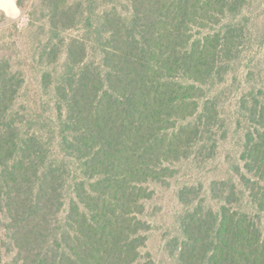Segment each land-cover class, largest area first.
Masks as SVG:
<instances>
[{"label":"trees","instance_id":"1","mask_svg":"<svg viewBox=\"0 0 264 264\" xmlns=\"http://www.w3.org/2000/svg\"><path fill=\"white\" fill-rule=\"evenodd\" d=\"M16 4L26 23L0 31V264H140L156 188L215 162L232 126L239 157L178 187L167 248L173 264H264V54L243 71L264 1ZM30 76L45 101L27 99Z\"/></svg>","mask_w":264,"mask_h":264},{"label":"rangeland","instance_id":"2","mask_svg":"<svg viewBox=\"0 0 264 264\" xmlns=\"http://www.w3.org/2000/svg\"><path fill=\"white\" fill-rule=\"evenodd\" d=\"M16 2L17 0H0V31L12 27V25L17 22L21 24L26 23L25 14L19 10ZM259 28L261 31L264 29V18L259 21ZM263 54L264 48L255 46L254 51L250 54V61L248 60L244 64L247 67V69H243L244 73L247 72L248 67H251L250 65H252L253 59L256 62L261 61L262 63ZM31 76L27 84V99L33 101H45V97L41 99V93L38 92V88L31 79ZM233 113L234 111L232 107L226 108V115L229 117V124L232 123ZM242 143L243 134L241 132L236 133L234 126H232L228 140L220 146L215 162L206 166L205 170H200L198 174L194 166L189 164L185 166L183 165L181 176L182 174H185V177L181 178L180 176L181 179H176L170 188H156V198L147 206L146 215L151 225V231L148 234L147 245L143 250L140 264L174 263L169 254V249L167 248V241L169 236L175 234L178 225L177 216H179L182 210L176 195L178 187L188 182L190 177H192V181H201L207 185L209 179L212 180L215 177L226 175L231 163L239 157ZM192 175L197 176V179L193 178ZM3 264L11 263L9 259H5Z\"/></svg>","mask_w":264,"mask_h":264}]
</instances>
